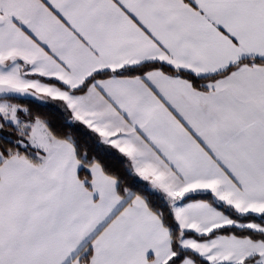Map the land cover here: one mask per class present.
Here are the masks:
<instances>
[{
	"label": "snow or ice",
	"instance_id": "snow-or-ice-1",
	"mask_svg": "<svg viewBox=\"0 0 264 264\" xmlns=\"http://www.w3.org/2000/svg\"><path fill=\"white\" fill-rule=\"evenodd\" d=\"M0 264H264V0H0Z\"/></svg>",
	"mask_w": 264,
	"mask_h": 264
}]
</instances>
